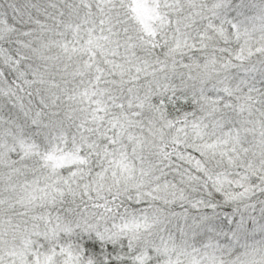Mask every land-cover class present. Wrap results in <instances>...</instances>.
Masks as SVG:
<instances>
[{
    "label": "snow or ice",
    "instance_id": "obj_1",
    "mask_svg": "<svg viewBox=\"0 0 264 264\" xmlns=\"http://www.w3.org/2000/svg\"><path fill=\"white\" fill-rule=\"evenodd\" d=\"M0 264H264V0H0Z\"/></svg>",
    "mask_w": 264,
    "mask_h": 264
}]
</instances>
